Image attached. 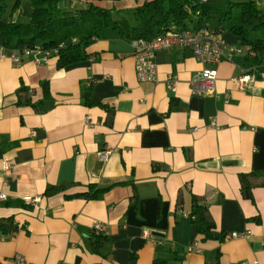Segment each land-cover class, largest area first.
<instances>
[{
  "label": "crops",
  "instance_id": "crops-1",
  "mask_svg": "<svg viewBox=\"0 0 264 264\" xmlns=\"http://www.w3.org/2000/svg\"><path fill=\"white\" fill-rule=\"evenodd\" d=\"M111 1L59 4L72 10ZM89 52L57 68L54 56L15 62L0 50V218L20 225L14 236L0 235V264H152L166 254L164 241L182 247L183 264H264V187L252 189L253 200L239 190V173L264 171V79L239 89L234 78L245 66L235 55L217 64L214 94L195 96L189 81L204 65L189 48L158 51L156 81L137 79L131 42L98 40ZM23 86L30 105L17 102ZM62 182L75 183L67 193L109 188L91 199L43 194ZM189 189L204 198L221 240L196 231ZM231 232L247 234L227 238ZM94 234L107 238L98 248ZM193 242L198 251H186Z\"/></svg>",
  "mask_w": 264,
  "mask_h": 264
},
{
  "label": "trees",
  "instance_id": "trees-1",
  "mask_svg": "<svg viewBox=\"0 0 264 264\" xmlns=\"http://www.w3.org/2000/svg\"><path fill=\"white\" fill-rule=\"evenodd\" d=\"M31 16L27 22L13 19L20 8V0L8 6L7 0H0V50L22 54L23 49L40 47L56 58V67L64 68L91 56L89 47L98 40L109 38L151 39L168 30L187 27H211L222 34L230 33L235 43L248 47L243 55L244 66L264 64V8L261 0H142L133 9L134 23L127 28L120 25L113 6L106 3H91L87 7L63 10L59 0H29ZM22 56V55H21ZM44 95L48 97V82L40 83ZM18 104L30 105V88L21 87ZM73 182L53 185L44 195L63 193L66 198H97L109 187L89 185L86 191L67 193ZM239 190L243 198L252 199V189L264 187V171L239 173ZM190 192L188 215L196 231L203 239L223 238L216 230L204 198ZM136 198V197H134ZM136 204V199L134 200ZM183 204L179 191L176 207ZM255 220H259L256 217ZM20 229L13 217L0 218V235L10 238ZM216 235V237H215ZM106 236L94 234L93 246L98 248ZM165 255L156 256L152 264H183L184 250L174 243L164 241Z\"/></svg>",
  "mask_w": 264,
  "mask_h": 264
},
{
  "label": "built area",
  "instance_id": "built-area-1",
  "mask_svg": "<svg viewBox=\"0 0 264 264\" xmlns=\"http://www.w3.org/2000/svg\"><path fill=\"white\" fill-rule=\"evenodd\" d=\"M208 1V0H203ZM135 56V74L139 81H156L157 79V63L154 57L158 51L168 49H182L189 48L195 59L200 61L204 67L196 72L190 79V90L195 96H209L214 94L216 89V79L218 75L217 64L223 59H231L235 55H245L248 47L238 45L237 43H228L221 32L210 27L192 28L187 27L181 30H168L164 33L158 34L151 39H134L131 41ZM37 55V61H47L51 56L49 51H44L40 47L33 49L25 48L22 51V56ZM21 55L17 52H11L10 56L13 61L19 62ZM169 85L173 86L176 79L173 74H170ZM257 79H264V64L259 66H245L241 72L234 78L239 89H242L249 83ZM228 97L226 96L225 102ZM87 117L86 122H88ZM214 125V121L211 123ZM110 151L106 150L100 153L102 159H107ZM3 168L9 169V163L3 162ZM5 194L0 193V199H5ZM38 197H25L27 203H35ZM103 227L101 223H95L94 229L101 230ZM247 233L231 232L226 235L227 238H235L244 236ZM141 235L144 238H153L152 233L143 229ZM186 251H198L197 243L193 242L186 247ZM15 260L21 261L20 255L15 256ZM69 264V263H62Z\"/></svg>",
  "mask_w": 264,
  "mask_h": 264
},
{
  "label": "rangeland",
  "instance_id": "rangeland-1",
  "mask_svg": "<svg viewBox=\"0 0 264 264\" xmlns=\"http://www.w3.org/2000/svg\"><path fill=\"white\" fill-rule=\"evenodd\" d=\"M111 2H107L106 5L112 6L113 4V7L115 11L117 12L115 17L121 20L120 22H124L126 25H128V23L130 22L134 23L133 16H132L133 9H134V6L137 3L139 4L141 1L135 3L133 0H119V2L118 0H114L112 3ZM260 6L264 8V3H261ZM30 16H31V7L29 5H26L25 7H22L18 12L13 14L12 18L18 19L22 22H27ZM210 28L214 29V24L211 25ZM223 35L226 40H229V41L234 40L233 36L230 33H224Z\"/></svg>",
  "mask_w": 264,
  "mask_h": 264
},
{
  "label": "water",
  "instance_id": "water-1",
  "mask_svg": "<svg viewBox=\"0 0 264 264\" xmlns=\"http://www.w3.org/2000/svg\"><path fill=\"white\" fill-rule=\"evenodd\" d=\"M215 237H216V235H215Z\"/></svg>",
  "mask_w": 264,
  "mask_h": 264
}]
</instances>
